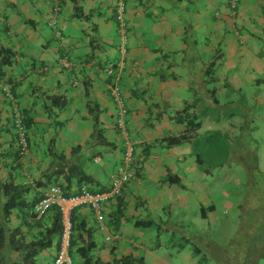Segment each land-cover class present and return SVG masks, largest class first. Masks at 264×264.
Returning a JSON list of instances; mask_svg holds the SVG:
<instances>
[{
    "label": "crops",
    "instance_id": "1",
    "mask_svg": "<svg viewBox=\"0 0 264 264\" xmlns=\"http://www.w3.org/2000/svg\"><path fill=\"white\" fill-rule=\"evenodd\" d=\"M118 1L0 0V48L11 52L8 62L0 54V182L27 186V200L54 181L66 193L81 184L102 191L125 165L130 175L119 194L98 209L71 208L74 220L83 223L82 237L93 242L92 258L131 255L147 264H176L189 242L188 264H198L191 256L198 246L225 262L248 264L251 247L257 246L253 237L264 240V191L256 187L249 197L257 204L244 208L229 198L215 168L207 162V171L200 168L193 139L170 145L161 139L181 133L195 117L201 139L214 128L227 137L238 128L252 130L248 103L264 104V0H121L120 19ZM113 84L125 109L121 114ZM184 105L189 116L174 120L172 113ZM16 111L27 139L22 154L12 122ZM126 139L133 151L124 161ZM226 157L219 156L216 165ZM72 165L92 179L74 174L65 179ZM236 171L223 175L239 180ZM232 210L242 222L239 236L229 243L208 240L213 222L229 238L224 223ZM28 211L10 208L5 227L12 241H29L56 216L50 208L37 221ZM57 241L56 234L35 254L34 264H51ZM12 245L7 243L5 254L19 259L22 251ZM70 252L73 264H82L76 244Z\"/></svg>",
    "mask_w": 264,
    "mask_h": 264
},
{
    "label": "trees",
    "instance_id": "2",
    "mask_svg": "<svg viewBox=\"0 0 264 264\" xmlns=\"http://www.w3.org/2000/svg\"><path fill=\"white\" fill-rule=\"evenodd\" d=\"M10 51L6 48H0V54L3 62H8L10 58ZM213 62V61H212ZM56 103H63V99H55ZM189 105H184L182 109H178L172 113L174 120L179 121L180 118L184 113L186 116H189L190 111H188ZM200 119L198 118H189L186 121V126L184 131L176 135H166L161 139L164 142V145H170L175 143H182V142H190L193 139V143H191L192 153L195 155V159L203 171H207L209 166L206 167V160L207 157L214 155L211 152V149H215L216 152H219L221 156H226V152H228V147L226 146V135L219 134L216 129L206 132L202 139L200 136L198 137L196 133V129L200 126ZM95 129V128H94ZM97 137L100 140H103L100 135L99 131L96 133ZM49 152L54 154V150L52 149L51 142L49 144ZM204 148V149H203ZM202 149V151H201ZM214 150V151H215ZM58 156H62V153H56ZM204 161V162H203ZM216 165V164H215ZM56 172V171H55ZM70 174H74L77 176L78 180H91L92 177L85 174L78 165L69 166L67 172L65 173V179L69 177ZM167 178L176 181L174 176L170 174L167 175ZM56 182V181H54ZM59 183V182H58ZM122 185L119 188L117 194L120 193ZM27 186H21L17 183H13L11 181L0 182V264H34V256L35 254L49 246L53 240L54 235H58L60 232V222H59V213L56 206L51 205L47 208H54L56 216L54 218L53 224L48 228L39 231V233L31 238L29 241H20L18 240L12 241L13 233L12 231H7L5 224L8 220V216L10 213L11 207L22 206L25 208V212L31 214L34 220H39L43 213L35 218V212L30 211L31 206L35 203L41 194L35 195L31 200H27L24 196V193L27 191ZM64 193L65 190H63ZM115 194V195H117ZM32 210V209H31ZM46 210V211H47ZM135 223L144 224L147 221L143 220H135ZM71 233H70V240H69V254L71 253V247L73 244H76V250L78 254L82 258V264H147L144 260L139 257H134L131 255H122L118 258H113L110 261H102L99 258H92L90 255V249L93 244L91 239H86L82 237V231L84 229L83 223L81 220L75 221L74 218L71 216ZM117 223V222H116ZM9 232V233H8ZM9 237V239H8ZM59 240V238H58ZM7 243H12V247L18 251H22V256L19 259H10L7 258L5 254V250L7 248ZM8 247H11L10 245ZM58 247V241H57ZM56 247V248H57Z\"/></svg>",
    "mask_w": 264,
    "mask_h": 264
},
{
    "label": "rangeland",
    "instance_id": "3",
    "mask_svg": "<svg viewBox=\"0 0 264 264\" xmlns=\"http://www.w3.org/2000/svg\"><path fill=\"white\" fill-rule=\"evenodd\" d=\"M248 104L252 105L253 107L252 114L248 115V117L252 118V130L247 127L238 128L235 135L226 137V146L229 150L228 152H226L227 159L224 160L222 165H215L220 161L218 157L220 156L222 158V156L219 152H216L214 148L211 149V152L214 153V155H210L209 160H206V162L210 165V168H215V174L217 176H219L220 174L222 175V184L225 186V190L228 191L229 198L234 201L244 203V208L249 207V205L254 206L257 204L255 196L253 194L249 197V194L254 191L256 187L260 188V191H264V117L259 115L260 109L262 108L261 105L264 104L259 102ZM215 114L216 111H213L212 117L215 116ZM231 138L233 139V142ZM228 163L230 165H228ZM229 169L239 170L236 171L235 174L239 178V180L233 179L231 177H225L223 175V171L225 172ZM252 179L257 184L253 182ZM229 217L230 220L228 219V221L224 223V227L228 223L227 229L230 233V236H228L229 238L222 236V232L220 231L221 226H215L213 222L212 228L214 229L210 227L207 234L208 240L216 241L222 238L220 240L225 241V243H229L228 241L231 238L235 240L239 236L235 235L236 229H241L242 222L238 217H235L234 210L230 212ZM217 225L219 224L217 223ZM257 233L258 231L255 232V234ZM261 236H264V231L261 232ZM159 237L162 241L168 240V238H165L163 235H160ZM176 237H172V240H174V242H181ZM252 240H257V246L251 247L250 254L248 255V264H252L255 260L258 259V264H264V257H262L264 256V244H262V246H259V244L261 242H264V240H261V237L259 235L254 236ZM198 247L200 248V250L197 253H191L192 257L194 256L195 259H198V264H231L230 261L225 262L220 257H217L209 249L203 248L201 246ZM190 251L191 244L188 242L186 243L184 249L180 251V258L177 259L176 264H188L187 254H189Z\"/></svg>",
    "mask_w": 264,
    "mask_h": 264
},
{
    "label": "built area",
    "instance_id": "4",
    "mask_svg": "<svg viewBox=\"0 0 264 264\" xmlns=\"http://www.w3.org/2000/svg\"><path fill=\"white\" fill-rule=\"evenodd\" d=\"M123 6L124 2L119 0L115 8V16L118 19L121 18ZM109 64L110 66L112 65L111 63ZM110 91L113 98L118 104V109L120 110L119 113H123L125 109L121 96L119 94L118 86L116 84H113ZM12 122L15 127V143L17 146V151L19 154H22L26 151L27 140L22 120L17 111L12 117ZM115 122L117 125H121L122 117L118 115L115 118ZM132 149L133 145L131 141L126 139L124 141V149L122 152L124 161L129 160V158L131 157ZM117 170L118 173L112 178L111 185L106 190L92 191L88 189L86 185L81 184L78 187L77 191L65 194L58 183H51L42 190L41 196L35 203H33L30 211H34L35 218H37L42 213H44L51 205L56 206L58 209L60 220V235L58 247L56 249L55 255L53 256L51 264H72L71 257L68 251L71 231V208L75 205H85L93 209H98L100 208L103 201L117 194L120 186L122 185V182L125 181L130 175L129 168L127 169L125 165L119 166Z\"/></svg>",
    "mask_w": 264,
    "mask_h": 264
},
{
    "label": "clouds",
    "instance_id": "5",
    "mask_svg": "<svg viewBox=\"0 0 264 264\" xmlns=\"http://www.w3.org/2000/svg\"><path fill=\"white\" fill-rule=\"evenodd\" d=\"M23 123V122H22ZM25 129V128H24ZM27 140V139H26ZM27 149V148H26ZM132 151H133V149H132ZM129 177V176H128ZM124 182V181H123ZM53 183H58V182H53ZM59 185H60V183H58ZM61 186V185H60ZM46 187V186H45ZM61 189H62V187H61ZM62 191H63V189H62ZM77 191V190H76ZM64 192V191H63ZM75 192V191H74ZM65 194H68V193H65ZM41 196V195H40ZM70 219H71V211H70ZM59 222H60V220H59ZM72 224V223H71ZM70 233H71V231H70ZM59 235H60V232H59ZM118 234H114L113 236H117ZM59 238V237H58ZM106 238H108V237H106ZM58 242H59V240H58ZM57 249V248H56ZM69 251V250H68ZM55 252H56V250H55ZM54 255H55V253H54ZM70 257H71V254H70ZM53 259V258H52ZM71 261H72V257H71ZM52 262V261H51ZM72 264H73V261H72Z\"/></svg>",
    "mask_w": 264,
    "mask_h": 264
}]
</instances>
